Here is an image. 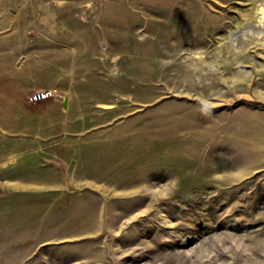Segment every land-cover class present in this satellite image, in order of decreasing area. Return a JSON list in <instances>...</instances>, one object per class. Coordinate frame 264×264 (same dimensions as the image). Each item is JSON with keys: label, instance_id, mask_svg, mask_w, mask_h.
<instances>
[{"label": "rangeland", "instance_id": "obj_1", "mask_svg": "<svg viewBox=\"0 0 264 264\" xmlns=\"http://www.w3.org/2000/svg\"><path fill=\"white\" fill-rule=\"evenodd\" d=\"M253 2L0 0V264H264Z\"/></svg>", "mask_w": 264, "mask_h": 264}, {"label": "bare ground", "instance_id": "obj_2", "mask_svg": "<svg viewBox=\"0 0 264 264\" xmlns=\"http://www.w3.org/2000/svg\"><path fill=\"white\" fill-rule=\"evenodd\" d=\"M251 11L245 18L247 22L229 33L230 43L236 48L240 46V39H246L253 34H255L256 37L259 35H261V37L264 36V0H254ZM250 18L257 21L256 26H252L248 22Z\"/></svg>", "mask_w": 264, "mask_h": 264}, {"label": "crops", "instance_id": "obj_3", "mask_svg": "<svg viewBox=\"0 0 264 264\" xmlns=\"http://www.w3.org/2000/svg\"><path fill=\"white\" fill-rule=\"evenodd\" d=\"M6 95V94H5ZM8 96H4L5 98H2V97H0V100H3V101H5V100H7V101H12V100H15L16 98L15 97H13V95H12V93H10V94H7ZM29 100V98L27 97V96H24V95H21L20 96V99H18V101L20 102V104L22 103L26 108H27V105L29 104L30 105V103H33V102H30V101H28ZM30 102V103H29ZM9 104H4L3 105V108H2V112L0 113V116H6V113H7V109L9 108V107H7ZM10 106H12V103H11V105ZM22 115V114H21ZM26 117H29V115H28V113L25 115ZM4 118V117H3ZM62 122H64V121H62ZM5 128L3 127V125L1 124V127H0V132L2 131L3 132V130H4ZM60 131H63V132H69V131H72L71 129H70V127L68 126V125H65V124H63V130L61 129ZM25 154H27V153H23V156L25 155ZM21 157V156H20ZM12 180H15V181H18V182H23L22 181V179L19 177H15V178H13ZM22 184H25L24 182L22 183Z\"/></svg>", "mask_w": 264, "mask_h": 264}, {"label": "built area", "instance_id": "obj_4", "mask_svg": "<svg viewBox=\"0 0 264 264\" xmlns=\"http://www.w3.org/2000/svg\"><path fill=\"white\" fill-rule=\"evenodd\" d=\"M50 95L49 90H37L29 94L28 98L31 102H39L47 99Z\"/></svg>", "mask_w": 264, "mask_h": 264}]
</instances>
